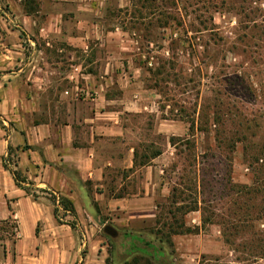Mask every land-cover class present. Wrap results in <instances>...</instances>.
<instances>
[{"label": "crops", "instance_id": "crops-1", "mask_svg": "<svg viewBox=\"0 0 264 264\" xmlns=\"http://www.w3.org/2000/svg\"><path fill=\"white\" fill-rule=\"evenodd\" d=\"M27 2L0 0V221L18 226L0 264H95L107 225L123 247L147 240L161 207L176 191L191 192L180 148L190 128L164 116L129 32L111 25L114 8L131 0H33V10ZM199 165L196 208L173 201L191 231L171 235L181 256L192 243L198 254L223 247L221 225L205 221ZM15 170L38 200L16 184ZM51 193L69 199L76 215L62 210L58 221Z\"/></svg>", "mask_w": 264, "mask_h": 264}, {"label": "rangeland", "instance_id": "rangeland-1", "mask_svg": "<svg viewBox=\"0 0 264 264\" xmlns=\"http://www.w3.org/2000/svg\"><path fill=\"white\" fill-rule=\"evenodd\" d=\"M111 14V25L129 32L134 60L145 85L160 94L164 116L189 125L180 148L191 192L176 191L172 204L161 207L160 228L146 231L165 249L162 262L131 253L133 243L123 247L102 230L93 263L103 256V264H264L244 255L259 251L248 243L264 239V0H131ZM197 160L205 221L221 225L223 247L198 254L192 243L181 256L167 242L185 209L173 201L185 197L184 205L193 206ZM12 225L0 221V260L12 251Z\"/></svg>", "mask_w": 264, "mask_h": 264}, {"label": "trees", "instance_id": "trees-1", "mask_svg": "<svg viewBox=\"0 0 264 264\" xmlns=\"http://www.w3.org/2000/svg\"><path fill=\"white\" fill-rule=\"evenodd\" d=\"M32 1L33 0H28V2H27V8L30 10L35 9ZM156 154H160V151H156L154 153V155H156ZM5 167L7 168L6 165H5ZM12 174H13L14 179L16 181V184L18 186L25 188L26 192L29 195H31L35 200L39 199L40 196L36 193L35 190H33L30 187L24 186L22 184V183H25L27 181H26V178L22 176V173L20 171H18V170L12 171ZM50 200L54 204V214H55L56 218L58 219V221L62 222L63 216L66 215V213H63V216L61 215L62 210H64L65 212H70L74 216L76 215L74 205L69 199H67L65 197H60L59 203H58L57 197L51 193L50 194ZM195 208L196 207H189V209H187V210H191V209L193 210ZM185 211H184V213H185ZM3 223L13 224L12 227L14 228V232H13L12 236L14 237V239H16L18 226L16 225L14 219L10 218ZM69 224L72 228H74V229L76 228V224L74 222H70ZM175 224H176V227H174L173 225L172 226L170 225V231H169V233H170L169 238L170 239L167 240V242L170 243V245H173L172 241H171V235L172 234L180 233V232L181 233L191 232L190 229L184 227L183 221H181L180 223L176 222ZM253 241L251 243H248L249 246H251L252 249L258 248L259 251H256V252L250 251L249 253H244V255L250 256V258H254V259H258V258L263 259L264 258V239L258 238V239H255ZM136 243H141V245L138 246V244H136ZM132 249H133V251H131V253H141L143 256L147 257V259L154 258L156 262H162L161 258H164V255H165V249L162 247V245L153 244V243L145 240L141 235H138V237L136 238V242L133 243ZM234 251L238 252L239 250L235 249Z\"/></svg>", "mask_w": 264, "mask_h": 264}, {"label": "water", "instance_id": "water-1", "mask_svg": "<svg viewBox=\"0 0 264 264\" xmlns=\"http://www.w3.org/2000/svg\"><path fill=\"white\" fill-rule=\"evenodd\" d=\"M103 232L115 240H118V238H119V232L114 227H112L111 225H107L104 228Z\"/></svg>", "mask_w": 264, "mask_h": 264}, {"label": "built area", "instance_id": "built-area-1", "mask_svg": "<svg viewBox=\"0 0 264 264\" xmlns=\"http://www.w3.org/2000/svg\"><path fill=\"white\" fill-rule=\"evenodd\" d=\"M58 199V198H57ZM57 202L59 203V199L57 200Z\"/></svg>", "mask_w": 264, "mask_h": 264}]
</instances>
